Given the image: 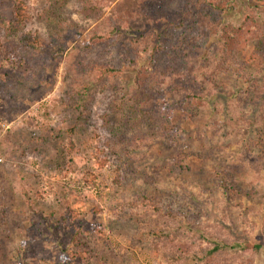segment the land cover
<instances>
[{"label":"rangeland","instance_id":"374dc122","mask_svg":"<svg viewBox=\"0 0 264 264\" xmlns=\"http://www.w3.org/2000/svg\"><path fill=\"white\" fill-rule=\"evenodd\" d=\"M27 3L32 9L27 30L38 33L47 46L55 40L64 49L51 54L45 48L42 56L34 58L18 45L16 36L9 35L7 42L2 41L3 55L9 52L13 60H0V141L8 136L24 154L7 159L0 148V166L11 176L22 172L34 202L28 207L18 192H11L9 209L4 210L9 214L7 221L0 216V264H20L22 258L16 249L21 244L30 252L23 264H44L42 259L65 263L71 224L83 234L89 264H171L150 247L152 232L141 231L157 229L155 221L135 215L133 204L142 195L172 202L175 211L178 209L195 224H221L242 236V210L247 208L255 215L264 202V77L256 78L251 85L237 79L233 69L218 80L219 93L207 104L188 101L182 88L188 75L197 81L189 84L195 85L193 91L206 88L196 71L198 61L187 60L182 52L174 54L161 34L164 52L155 55L152 67L158 66L165 75L160 76L164 81L160 85L162 98L155 100L154 107L165 106L161 117L180 128V134L169 141L161 134L159 120L148 122L139 132L146 133L149 142L133 154L135 172L125 177L118 171V164H97L95 142L98 137L129 139L138 132L122 121L125 116L131 122L137 118L132 108L124 107L119 113L110 109L134 91L135 72L148 66L150 55L146 62L127 70L117 64L118 49L111 53L102 46L87 49L85 34L94 29L99 17L84 18L79 0ZM153 7L157 9V4ZM248 12L242 5L226 20L238 25ZM158 14L153 10L150 17L157 19ZM165 26L153 20L145 30L160 34L167 31ZM72 31L84 34L76 38ZM208 42V48L215 50V40L210 38ZM94 62L119 67L122 72L113 79L112 75L92 73ZM86 87L92 103L83 111L74 106L70 96ZM249 87L257 93L248 92L247 96ZM14 102L19 104L18 110ZM105 114H109L106 120L110 129L103 126ZM68 142L73 145V153L62 163L58 153ZM125 149L133 153L129 147ZM58 165L64 171L56 170ZM229 173L239 189L233 203L220 186L222 177ZM52 211L55 216L49 223L55 224L54 228L40 214ZM61 216L67 219L65 230L57 226ZM260 236L257 224L254 241L263 242ZM73 264L80 263L77 259ZM249 264H264L262 250Z\"/></svg>","mask_w":264,"mask_h":264},{"label":"trees","instance_id":"16d2710c","mask_svg":"<svg viewBox=\"0 0 264 264\" xmlns=\"http://www.w3.org/2000/svg\"><path fill=\"white\" fill-rule=\"evenodd\" d=\"M51 1L47 0V3L50 4ZM79 2L80 14L84 18L99 17L94 29L85 34L87 49L102 46L110 53L118 49L117 64L123 65L127 70L138 63L146 62L147 55H150L151 59L146 68L140 67L135 72L134 91L126 96L123 102L120 101L110 109L111 113H119L124 107L132 108L137 118L131 122L125 116L122 121L138 132L129 139L118 136L111 140L98 137L95 142V158L100 167L111 161L113 164H118V171H121L125 177L128 174L132 175L135 172L133 154L149 142L146 133L139 131L143 130L151 120H159L161 134L169 141L180 134V128L170 125L161 117L165 106L161 109L154 107L155 100L162 98L160 85L164 81L160 76L165 75L158 70V66L152 67L155 64V55L164 52L165 45L159 41L161 34L168 40V45L172 47L174 54L182 52L187 60L194 58L198 61L196 71L203 79L206 88H201L198 92L193 91L195 85L189 86V84L197 81L190 79L188 75V81L182 87L188 101L196 99L204 105L207 104L210 98L219 93L218 80L227 76L233 69L237 79L245 80L251 85L255 84L256 78L264 77V0H111L110 3L106 0H79ZM154 4H157V9L153 7ZM242 5L249 10V15L245 16L238 25L226 20L227 16L234 14L236 8ZM170 6L173 7V13H170ZM30 10L32 9L29 8L27 0H0V60H13L12 54L8 52L3 55L1 51L5 45L2 41L5 39L7 42L9 35L16 36L18 45L34 58L42 56L45 48L51 54L64 49V46L56 44L55 40L47 46L38 33H31V29L27 30L32 18ZM153 10L159 13L157 19L150 17V12ZM176 12L178 15L173 16L172 14ZM42 15L43 13L38 17L41 18ZM153 20L163 26L165 24L167 31H162L160 34L146 31L145 27L151 25ZM72 34L78 38L84 32L72 31ZM210 38L215 40V50L208 48ZM200 51H202L201 55H199ZM239 57L242 58L241 61L238 60ZM90 71L101 76L112 75L110 79L122 72L119 67L96 62L92 63ZM255 88L258 90L256 85ZM248 92L257 93L250 87L246 89L247 96H249ZM116 96L119 97L118 94ZM70 97L75 100L74 106L83 111H86L92 103V96L87 87L76 91L75 96ZM13 106L18 110V103L14 102ZM108 115L105 114L104 118L103 126L106 129L111 128L106 120ZM119 131L117 129L116 133ZM245 133L246 131L243 135ZM126 146L133 151L132 154L126 151ZM0 148L7 159L14 160L17 154L23 153L8 136L0 141ZM246 151L250 152V148H246ZM72 153L71 142L62 145L58 153L60 162L63 163ZM129 164L132 167H129ZM14 167L18 168V165ZM56 170L64 171V168L58 165ZM221 180L220 186L227 194L229 202H235L239 196V189L234 177L229 173ZM28 188L21 171L11 176L5 167L0 166V210L2 211L0 216L4 221H7L5 218L9 215L4 210L9 209L12 191L18 192L28 207L32 206L34 200ZM133 205L138 218H147L156 222L155 231L143 228L141 231L144 234L152 232L150 247L156 256L167 263L185 264L191 260L193 264H249L260 250L264 254V202L255 215L249 213L247 208L242 210L243 218L240 221L242 225L245 224L242 236L234 235L229 228L221 224H195L178 209L175 211L172 202L164 203L156 198L142 195ZM237 207L241 210L243 206L239 204ZM40 214L50 228L55 227V224L49 223L55 216L53 211L40 212ZM66 223L65 217H58L59 228L65 230ZM257 224L263 242L254 241L253 232L257 230ZM71 229L68 253L63 264H73L77 259L80 264H89L86 244L81 239L83 235L81 230L73 224ZM16 251L18 257L22 258L19 263L23 264L24 258L30 253L28 248L21 244ZM42 262L53 264L43 259Z\"/></svg>","mask_w":264,"mask_h":264}]
</instances>
